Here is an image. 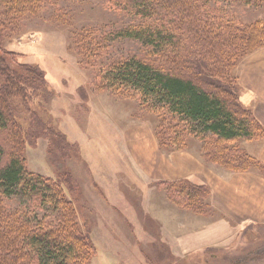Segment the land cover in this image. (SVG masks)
Instances as JSON below:
<instances>
[{"label": "trees", "instance_id": "1", "mask_svg": "<svg viewBox=\"0 0 264 264\" xmlns=\"http://www.w3.org/2000/svg\"><path fill=\"white\" fill-rule=\"evenodd\" d=\"M218 1L106 0L140 22L101 37L85 31L87 45L79 53L96 68L98 88L114 95L137 93L143 108L156 114L154 129L162 150H184L196 138L210 163L236 172L264 170L262 162L233 143L264 138V125L243 104L234 73L238 61L264 46V17L235 23L218 10ZM46 2L0 0V40L14 20L34 14ZM117 38L141 41L162 61L131 56L104 64L99 56ZM47 85L40 66L19 61L0 41V264H90L95 253L89 223L80 224L79 207L68 195L73 191L69 173L54 177L30 171L21 154V146L38 134L39 126L44 136L66 143L33 106L41 107ZM1 139L11 140L14 151ZM157 185L177 206L206 214L208 186L190 180ZM16 198L45 210L50 220L34 226L24 217L15 220L4 201Z\"/></svg>", "mask_w": 264, "mask_h": 264}, {"label": "rangeland", "instance_id": "2", "mask_svg": "<svg viewBox=\"0 0 264 264\" xmlns=\"http://www.w3.org/2000/svg\"><path fill=\"white\" fill-rule=\"evenodd\" d=\"M215 5L235 23L264 17V4L257 5L254 0H219ZM139 22L140 18L117 11L106 0H48L34 14L20 16L5 30L0 40L4 49L46 73L48 85L39 99L41 107L38 103L33 106L66 138V143L59 138L52 140L39 126L38 134L21 146L26 167L46 176L64 172L71 176L73 191L68 195L79 207L80 224L89 223L95 245L90 264H264V225L247 224L240 231H232L216 221L218 214L208 205L206 215L180 214L191 228L193 222L199 223L194 237L192 229L181 225L187 230L177 238V231H169L168 224H175L179 215L174 211L159 214L149 208L161 206L165 212L166 200L158 199L153 192L160 191L159 196L164 198L166 191L154 182L157 177L151 176L152 169L138 165L141 154L134 149L144 143L154 161L149 163L153 168L166 161L164 157L158 160L146 135L158 122L156 114L143 108L137 93L114 95L117 93L98 88L96 68L79 53L87 45L85 31L101 37ZM257 53L238 61L236 76H245L248 70L249 79L257 78L252 73L260 74L264 58L260 55L259 66L253 65L252 70ZM131 56L155 64L162 61L150 47L131 38L111 39L99 57L107 64ZM110 136L118 141L113 142ZM1 142L14 151L11 140ZM197 144L195 138L190 146ZM4 204L15 220L24 217L33 226L50 220L45 210L33 208L27 200L6 199ZM199 243L212 248L193 253L192 248Z\"/></svg>", "mask_w": 264, "mask_h": 264}, {"label": "crops", "instance_id": "3", "mask_svg": "<svg viewBox=\"0 0 264 264\" xmlns=\"http://www.w3.org/2000/svg\"><path fill=\"white\" fill-rule=\"evenodd\" d=\"M257 52H259V55L256 58V61L251 64L252 70H255L252 67L253 65L257 67L259 66L257 60L258 58L260 59V55L264 57V47L248 55L252 58L254 55L258 54ZM255 62L258 65L255 64ZM252 74L257 75V78L249 79L250 72L248 70H246L245 76L239 77L237 75L238 84L241 89V100L243 104L253 110L256 117L264 125V58L262 60V70L260 74ZM244 77L246 78L245 80L242 79ZM103 118L105 119L104 115ZM151 129L152 130H149L146 135L155 147V155L158 157V160L164 157L166 161L159 164L155 162L156 166L153 168L149 163L154 161H152L151 153L144 146V143H141L134 150L141 154V159L139 160L141 162L138 163V165H140L141 168L152 169L153 174H151V176L157 177L156 179H153L155 180L154 182L190 180L208 186L210 194L207 199V208L208 205H210L218 214L217 217L219 218L216 221H219L225 227H231L230 230L232 231H240L243 227L252 224L264 225V170L261 168H252L245 172H236L226 169L216 163H210L203 154L202 144L200 142L196 147L194 145H189V147L184 150L167 152L169 153L168 155L165 153L166 151L161 149L155 134V129L153 127H151ZM110 138H113V136H110ZM112 141L117 142L118 139L114 137ZM233 143L238 144L244 151L248 152L264 164V138L259 140L239 139ZM140 146H142V148ZM119 150L123 151L121 149ZM153 193L158 199L161 198L160 200H166V202L164 200L162 201L165 202L167 208L164 212L161 206L152 208V206L149 205L150 209L158 211L159 214L164 213L168 215L169 212L174 211L176 215H179V220H177L175 224H173V222L168 224L169 231H177V238H180L179 233L185 232L187 229H192L190 231L192 233L195 231L199 222H193V227L191 228L190 224H185L183 222V218L180 214L183 212H192L196 215L199 214L170 202L168 200L169 198H167V194L162 198L159 196L161 193L160 191ZM143 206L148 209L146 202H143ZM208 222L213 223L212 221ZM208 222H204V224ZM181 225H186L188 228L186 229ZM194 236L195 232L193 233V237ZM209 248L212 247L210 245L199 243L192 248V251L193 253H197L200 252L201 249L204 251Z\"/></svg>", "mask_w": 264, "mask_h": 264}]
</instances>
